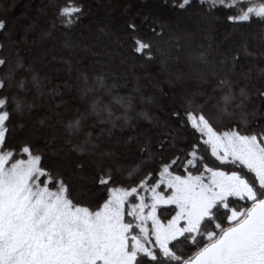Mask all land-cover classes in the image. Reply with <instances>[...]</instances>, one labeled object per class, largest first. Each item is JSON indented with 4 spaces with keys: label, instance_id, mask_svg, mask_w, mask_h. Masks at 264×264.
Here are the masks:
<instances>
[{
    "label": "snow or ice",
    "instance_id": "obj_1",
    "mask_svg": "<svg viewBox=\"0 0 264 264\" xmlns=\"http://www.w3.org/2000/svg\"><path fill=\"white\" fill-rule=\"evenodd\" d=\"M0 6V264H264V0ZM55 39L66 79L22 54Z\"/></svg>",
    "mask_w": 264,
    "mask_h": 264
},
{
    "label": "trees",
    "instance_id": "obj_2",
    "mask_svg": "<svg viewBox=\"0 0 264 264\" xmlns=\"http://www.w3.org/2000/svg\"><path fill=\"white\" fill-rule=\"evenodd\" d=\"M16 7L13 9H9V15L15 19L21 15V13H27L29 18L36 17L38 18V24L35 29V32L29 34V39L32 38L39 39V32L44 27L43 20L39 19L40 13L38 11L39 7L43 3V0H14ZM91 4L92 11L85 20V25L88 28H94L95 25L99 23L108 24L109 29L112 32H119L123 25V20L128 17L136 18L139 23L145 14H158L162 11L158 7L159 0H89ZM2 8V6H0ZM167 14V13H165ZM20 23L26 24V20L20 21ZM107 30V29H106ZM224 26H221L219 29L220 32H223ZM245 32H250V42L256 44L259 42V26L253 24L252 28L244 29ZM103 39H107L106 37ZM195 39H205L208 43H210L213 47H215L216 41L220 39V36L217 33H210L208 37L201 38L195 37ZM115 47V45H112ZM29 47V46H26ZM34 48V51L31 53H22L27 56L28 60H32L36 66V68L43 73L50 74L54 80L56 79H66L64 72L56 73L54 70L56 68H60L61 65L51 59L52 56H65L68 57L70 55L69 51L64 49L62 46V41L60 39L55 40H45L43 42L37 43L35 46H30ZM76 56H84L85 54L81 52L79 49H76ZM47 53V55H44ZM75 59V57H73ZM93 59L88 56L84 61V65L87 66L89 61ZM27 62V61H26ZM99 67V66H95ZM137 71H142L137 69ZM152 72H157V68H152ZM71 82V81H70ZM108 83H111L109 79ZM142 84H147L146 81L142 80ZM133 87L131 79L129 78V82L127 88ZM127 88L121 86L119 88V93L121 95L126 94ZM165 88L167 86L165 85ZM72 91L71 89L69 90ZM145 96L151 94L152 89L150 86L146 87L144 90ZM147 107V105H145Z\"/></svg>",
    "mask_w": 264,
    "mask_h": 264
}]
</instances>
